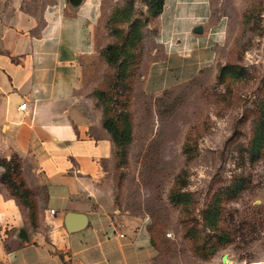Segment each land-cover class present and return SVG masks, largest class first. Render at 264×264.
<instances>
[{"label": "crops", "instance_id": "crops-1", "mask_svg": "<svg viewBox=\"0 0 264 264\" xmlns=\"http://www.w3.org/2000/svg\"><path fill=\"white\" fill-rule=\"evenodd\" d=\"M21 2L0 0V159H19L36 226L0 183V264H150L146 220L115 209V147L87 96L101 62L102 0H53L39 16ZM210 20L207 0H164L146 94L215 64L224 32L209 31ZM68 213L84 215L85 226L68 232Z\"/></svg>", "mask_w": 264, "mask_h": 264}, {"label": "rangeland", "instance_id": "rangeland-1", "mask_svg": "<svg viewBox=\"0 0 264 264\" xmlns=\"http://www.w3.org/2000/svg\"><path fill=\"white\" fill-rule=\"evenodd\" d=\"M52 1L21 3L39 16ZM207 1V29L224 32L215 64L148 95L143 77L162 50L159 15L151 0H102L101 62L87 96L101 111L108 105L116 125L130 126L109 181L115 209L146 220L150 264H264V149L256 160L249 156L264 101V0ZM109 45H124L115 66L103 57ZM237 178L244 188L227 199ZM217 200L219 228L233 238L208 255L219 231L205 212Z\"/></svg>", "mask_w": 264, "mask_h": 264}, {"label": "trees", "instance_id": "trees-1", "mask_svg": "<svg viewBox=\"0 0 264 264\" xmlns=\"http://www.w3.org/2000/svg\"><path fill=\"white\" fill-rule=\"evenodd\" d=\"M163 2L164 0H151L152 8H155L153 16L156 17L160 14ZM135 33H133V35H135ZM127 41H130V39ZM123 46L120 45V47H117V45H109L106 47L103 57L108 65L115 66L118 63L119 55L122 56L125 53ZM124 64L125 63L118 64L119 69L124 67ZM261 110L262 113L258 121V126L254 131L253 140L249 150V156L252 160L258 159L264 149V101ZM110 113L108 105H105L102 109V124L114 144L115 162H118V160L121 159V151H123L125 145L129 143L130 126L125 120L121 121L120 125H116L117 120H114L116 117ZM0 167L3 168V172L0 175V183L6 187L9 195L14 198L21 207L27 210L30 224L32 227H35L36 201L34 199V192L27 188L21 177L19 159L16 157H12L9 161L0 159ZM243 188L244 182L239 178L235 179L234 184L230 185L225 192L227 199L236 198L242 192ZM221 212L222 202L219 200L213 205H210L205 212V220L207 221L208 226L214 229L218 228L219 231L215 243L205 251L208 255L215 253L219 246L230 244L232 242V230L224 227L221 229L219 228V217ZM243 224H247V226L250 225L245 222ZM233 231L238 232L237 229H233Z\"/></svg>", "mask_w": 264, "mask_h": 264}, {"label": "water", "instance_id": "water-1", "mask_svg": "<svg viewBox=\"0 0 264 264\" xmlns=\"http://www.w3.org/2000/svg\"><path fill=\"white\" fill-rule=\"evenodd\" d=\"M203 31L201 26H197L193 29V33L201 34ZM64 224L68 232L77 231L85 226V217L82 214L68 213L65 216ZM25 235V234H24ZM224 262H228L223 258Z\"/></svg>", "mask_w": 264, "mask_h": 264}, {"label": "built area", "instance_id": "built-area-1", "mask_svg": "<svg viewBox=\"0 0 264 264\" xmlns=\"http://www.w3.org/2000/svg\"><path fill=\"white\" fill-rule=\"evenodd\" d=\"M19 108H20L21 110H25V109L27 108L26 103H22V104L19 106ZM51 213H53V211H51Z\"/></svg>", "mask_w": 264, "mask_h": 264}]
</instances>
